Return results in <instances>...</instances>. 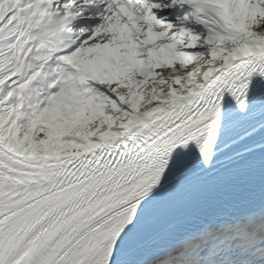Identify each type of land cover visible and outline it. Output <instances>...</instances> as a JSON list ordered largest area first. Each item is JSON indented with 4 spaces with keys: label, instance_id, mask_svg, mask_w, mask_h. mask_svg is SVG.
<instances>
[{
    "label": "snow or ice",
    "instance_id": "6c2138e0",
    "mask_svg": "<svg viewBox=\"0 0 264 264\" xmlns=\"http://www.w3.org/2000/svg\"><path fill=\"white\" fill-rule=\"evenodd\" d=\"M0 264H264V0H0Z\"/></svg>",
    "mask_w": 264,
    "mask_h": 264
}]
</instances>
